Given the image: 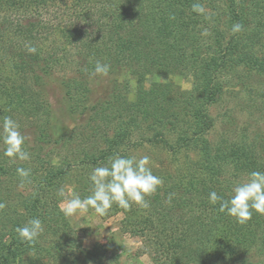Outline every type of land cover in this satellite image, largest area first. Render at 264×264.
<instances>
[{
    "label": "trees",
    "instance_id": "obj_1",
    "mask_svg": "<svg viewBox=\"0 0 264 264\" xmlns=\"http://www.w3.org/2000/svg\"><path fill=\"white\" fill-rule=\"evenodd\" d=\"M194 2L0 0V118L34 135L29 161L12 162L0 142V264H114L100 246L84 248L60 204L91 195L89 174L111 156L139 158L146 149L162 156L151 161L163 184L149 207L113 205L101 219L121 214V232L140 240L152 264H264L253 255L264 248V215L239 224L209 200L212 191L229 199L235 184L264 171V132L209 138L211 109L234 86L264 109V0H201L204 14L192 11ZM235 23L240 33H232ZM97 61L110 65L108 76L92 74ZM119 69L129 78H118ZM154 75L190 79L191 87H147ZM53 81L63 118L76 122L57 138ZM18 167L31 169L22 187ZM32 218L45 230L29 247L15 229Z\"/></svg>",
    "mask_w": 264,
    "mask_h": 264
},
{
    "label": "clouds",
    "instance_id": "obj_2",
    "mask_svg": "<svg viewBox=\"0 0 264 264\" xmlns=\"http://www.w3.org/2000/svg\"><path fill=\"white\" fill-rule=\"evenodd\" d=\"M192 11L204 14L206 8L201 0H195ZM242 30L243 25L240 23L233 24L231 29L233 34ZM26 49L29 54L37 53V48L31 44H27ZM109 72V64L97 61L92 74L106 77ZM0 120L3 155L12 162L29 161L31 154L26 146L28 137L21 133L19 123L11 116H3ZM16 172L21 178L22 187L24 181L30 177L31 169L18 167ZM88 178L92 185L91 195L81 198L79 194L73 193L70 198L62 201L66 217L84 215L90 209L103 217L108 215L113 205L124 210H129L133 204L147 209L149 207L147 198L155 194L163 184V180L153 174L148 155L137 158L135 155L123 156L117 153L109 158L106 165L94 167ZM231 191L229 199H223L215 191L210 192L209 200L214 205L219 202V212L234 218L239 224L251 220L254 212L264 215V171H252L246 181L235 184ZM58 195L66 196L63 188L58 190ZM4 207L5 204L0 203V209ZM44 230V224L39 218H32L23 227L15 229L21 241L27 243L29 247L35 245Z\"/></svg>",
    "mask_w": 264,
    "mask_h": 264
},
{
    "label": "rangeland",
    "instance_id": "obj_3",
    "mask_svg": "<svg viewBox=\"0 0 264 264\" xmlns=\"http://www.w3.org/2000/svg\"><path fill=\"white\" fill-rule=\"evenodd\" d=\"M58 74L55 75V79L61 78ZM117 76L120 79L129 78L126 71L119 69ZM173 82L179 85L182 89L188 90L191 87L190 79H183L180 77H171L166 75H154L150 81H147V87L150 82ZM58 81L51 82L48 91L50 93V103L55 110L56 114L51 121L52 134L55 138L64 130V126H72L76 122H69L66 118H63L61 114L64 108V102L61 101V94L58 86ZM183 85H188L184 87ZM257 90V89H255ZM262 89L261 91H263ZM244 90L238 92V87L231 90L229 89L222 100L211 109V114L215 119V125L213 131L209 135L210 139H216L220 136L227 135L228 138L239 137H251L256 132H264V109L258 105L259 109H253L250 105V95H245ZM258 91V90H257ZM260 92V91H258ZM101 89L96 90V95L100 96ZM129 101L135 99V82L129 79ZM264 105V104H263ZM248 107L249 110H244ZM22 131V130H21ZM33 129L27 127L23 130L28 140L33 139ZM137 155H148L150 160L154 163H160L162 156L151 149H146L137 152ZM56 162V161H55ZM167 162V161H166ZM165 164H167L168 162ZM163 163V161L161 162ZM170 164V162H169ZM176 164L173 163L172 166ZM70 192V191H69ZM65 207L64 203L60 204V208L63 211ZM71 226L80 237L84 248L91 249L94 246H100L103 249L102 255L105 258H111L114 264H152L148 255L144 254L140 240L136 237H132L128 234H123L120 228V221L122 219L121 214H117L110 218L101 219L93 212H88L84 215H75L67 217ZM254 257L261 260L264 258V248L260 252L253 253Z\"/></svg>",
    "mask_w": 264,
    "mask_h": 264
}]
</instances>
